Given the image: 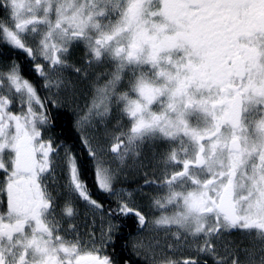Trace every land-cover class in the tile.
<instances>
[{"label": "snow or ice", "instance_id": "6c2138e0", "mask_svg": "<svg viewBox=\"0 0 264 264\" xmlns=\"http://www.w3.org/2000/svg\"><path fill=\"white\" fill-rule=\"evenodd\" d=\"M0 264H264V0H0Z\"/></svg>", "mask_w": 264, "mask_h": 264}, {"label": "flooded vegetation", "instance_id": "af4514ba", "mask_svg": "<svg viewBox=\"0 0 264 264\" xmlns=\"http://www.w3.org/2000/svg\"><path fill=\"white\" fill-rule=\"evenodd\" d=\"M64 119H67V121L66 122H64ZM59 123H60V125L62 126V128H63V131L65 132V134L68 136V137H72L73 136V129H72V125H71V117H70V115H66V116H62L61 118H60V121H59ZM66 123H68L70 126H71V128L69 129V130H71L70 132H67L68 130H67V128L65 127V124ZM60 129L58 128L57 129V131H59ZM67 130V131H66ZM120 243H122V240L120 239V238H117V242H116V247H115V249H113V248H109V252H112L113 250H115L116 252H119L120 251V247H119V245H120Z\"/></svg>", "mask_w": 264, "mask_h": 264}, {"label": "trees", "instance_id": "16d2710c", "mask_svg": "<svg viewBox=\"0 0 264 264\" xmlns=\"http://www.w3.org/2000/svg\"><path fill=\"white\" fill-rule=\"evenodd\" d=\"M66 121H67V119H64V122H66ZM65 127L68 130V131L66 130L67 132H70L71 131V130H69L71 128V126L68 123L65 124Z\"/></svg>", "mask_w": 264, "mask_h": 264}]
</instances>
